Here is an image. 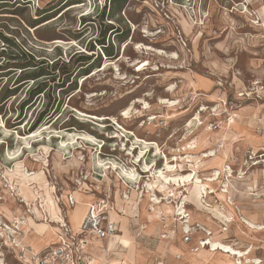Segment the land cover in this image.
I'll list each match as a JSON object with an SVG mask.
<instances>
[{
	"label": "rangeland",
	"instance_id": "1",
	"mask_svg": "<svg viewBox=\"0 0 264 264\" xmlns=\"http://www.w3.org/2000/svg\"><path fill=\"white\" fill-rule=\"evenodd\" d=\"M167 1L0 0V88L16 89L0 103L3 264H18L19 248L25 243L32 247L20 238L21 244L15 247L13 233L7 243L4 229H13L18 235L30 232L15 226L23 217L42 218L28 211L34 204L38 208L42 204L50 216H58L63 203L58 205L55 196L76 194V180L85 175L89 191L82 184L79 197L89 202L109 195L115 209L109 211V217L119 222L118 234L130 242L127 250L113 254L114 264L119 263L117 256L126 264H173V260L178 264H220L217 255L197 254L195 249H200L204 237L236 242L241 249L249 239L260 241L259 233L264 230L245 229L240 217H245L242 207L249 205L242 196L258 202L263 197L259 185L264 184L260 177L264 167L249 166L248 152L264 146V29L232 10L241 8L238 3L242 0ZM74 4L79 6L71 8ZM260 5V0L249 2L251 9ZM28 52L41 76L26 85L20 70L6 68V63L24 62L23 53ZM70 67L75 72L62 74ZM127 108L129 114L124 117ZM72 133L91 135L94 141L72 142ZM131 133L158 145L159 153L150 149L141 162L136 161L139 148L130 150L137 145ZM252 140L259 143L254 146ZM190 144L191 149H184ZM209 150L215 155L201 157ZM187 153L201 160L195 168L202 177L214 172L210 168L216 165L229 166L232 177L221 171L207 189L213 192L203 200L186 201L185 189L175 191V196L168 198L173 214L166 215L158 208L153 211L146 200V182L151 177L143 171V162L160 167L163 156L169 159ZM97 157L115 162L119 168H134L139 182L115 174L104 177L95 164ZM180 163L178 169L192 167L186 159ZM26 170L36 174L23 178L19 172ZM151 182L158 196L168 194L159 182ZM251 182L257 184L253 191L252 186L247 188ZM17 188L31 208L18 200ZM47 192L56 211H50L43 199ZM231 195L235 199L229 205ZM182 204L191 227L187 241L181 230L185 218L177 220ZM251 206L255 209L257 202ZM158 210L162 213H155L154 219L147 214ZM80 213L76 206L73 219L68 216L72 228ZM229 214L234 220L231 225L222 217ZM254 218L256 221L251 220L262 224L258 215ZM50 227L55 230L52 224ZM53 233L44 234L42 241L48 242ZM182 240L187 242L184 252L173 249L169 253L161 244L180 249ZM260 244H254L249 257L263 259L257 254Z\"/></svg>",
	"mask_w": 264,
	"mask_h": 264
},
{
	"label": "bare ground",
	"instance_id": "2",
	"mask_svg": "<svg viewBox=\"0 0 264 264\" xmlns=\"http://www.w3.org/2000/svg\"><path fill=\"white\" fill-rule=\"evenodd\" d=\"M78 6H79V4H74V5L71 6V8H75V7H78ZM244 12H245L244 14H246L245 17L249 18V15H248L249 13H248V9L247 8L245 9ZM263 13H264V11H263ZM187 28H189L191 30V25H189V27H187ZM187 28H186V30H187ZM183 30L186 31L184 27H183ZM150 35H151V33H150ZM137 47L139 48L140 46H137ZM147 49L153 50L157 54L158 53L159 54L164 53L163 51H161L162 49L161 50L160 49L157 50V48L156 49L147 48ZM128 114H129V108L124 109L123 112H122V115L124 117H127ZM131 134L134 137L135 143H137V145L131 146L130 150H135L136 148H139L138 154L136 155V161L141 162L142 159L144 158L146 152H148L150 149L154 150V154L155 155L157 153H159V146L158 145L152 146L151 142L137 137L134 133H131ZM34 135L35 134L33 133L32 135H30V137H33ZM69 139L72 142H78L79 139L87 141V143L94 141V138L91 135H88V134H85V133H72L71 137ZM62 143H63L62 146H66V144H67V143H65L63 141H62ZM191 147H192V145L190 144L188 148L184 147V149H191ZM128 153L131 154L132 152H128ZM214 155H215L214 151L213 150H209L208 152L202 153L201 157L205 158V157H210V156H214ZM185 159H186L187 162H189V166H192L191 169H186V171H184V169H178V165L181 164L180 162H182V160H185ZM200 162H201V160H198L197 156L191 155L189 153H187L186 156H184V157H182V156H178V157L174 156V157L169 158V159L166 156H163L162 166H160V167H155L154 166V164H155L154 162L150 165V164H148V163H146L144 161L143 162V171L146 172V173H149V177H151L152 180H156L157 182H159L160 185L168 193L166 195L165 194L166 192H165L164 195H166V196H164V197L158 196L155 193V190L153 188V185H152L153 182H151V179L149 178L147 180V182H146V188H147V191H146V193H147L146 197L147 198H146V200L149 203L151 202V204H150L151 205V209L154 211L155 208H158V209L162 210L166 215L173 214L174 210L171 207V205L168 204V202H169L168 198L172 197V196H175V194H176L175 191H179L180 189L183 188V189H185L187 191V194L184 196V199L189 198L191 200H197V199L203 200V198L207 197V194H210V193L213 192V190H207V189L209 188V184L210 183H213V182L217 181L218 175H219V173L221 171L227 172L228 173L227 177H232L233 171H232V169L229 166H226V165L213 166L210 169H213L214 172L212 171L213 173L211 172V173L208 174V176L202 177L201 174H199V170H197L195 168V167L198 166V164ZM95 164L97 166H99L100 169L102 168V171H104V174H103L104 177H107V174H115V176L117 178L121 179L120 176H122V177H125L126 179H128L129 182L133 181L136 184L139 182V177H140L139 176V172L137 170H135L134 168H133V170H129L127 168H123V167L121 168L120 167L121 168L120 169L115 162H109V161L104 162L99 157H97V159L95 160ZM18 171L19 170H17V172ZM239 173L241 175L239 177L242 178L244 173L241 172V171ZM19 174L23 178L30 179V178H32L31 175H35L36 172L28 173V171L26 170V171H24L22 173L19 172ZM104 177H103V179H104ZM102 181H101V183H102ZM104 182H106V181L104 180ZM104 182H103V184H104ZM123 184L126 185L127 183L123 182ZM228 185H229V183H228ZM79 190L80 189H77L76 190V194H75L76 195V204L74 206H72L71 208H69V210H68V216L70 215L72 217L71 213L76 209V206L81 208V213H80V216L78 218V221L76 222V224L73 223L76 227H77V224L79 222L80 217L84 214L85 206H86V201L84 202L81 199V196L79 197V195L81 194V193H79L80 192ZM221 191L222 192H226L227 190L226 189H222ZM16 196L19 197V199H18L19 201L24 202L25 204H28L30 206V204L28 203L27 199L24 196L20 195V188L16 189ZM144 196H145V194H144ZM43 199H44L45 203L48 205V208L50 209V211L51 210L56 211L55 204L53 203L52 198L50 197V195H48V192H47L46 198L43 197ZM163 200H165V202H163ZM186 201H187V199H186ZM194 204H195V202H194ZM228 204L229 205L233 204L231 198L228 200ZM40 206L43 208L42 204H40ZM30 208H31V206H30ZM230 208H231V206H230ZM31 209L33 210L32 213L39 214V211L37 210L39 208H38V206L36 204H34V206ZM160 210L155 211L153 214H151V213L150 214L147 213V214L149 215V217L154 219V218H156V214L155 213H157V212L160 213V214L162 213V211H160ZM233 212H235V210ZM177 215H181L177 220L185 218V220H183L181 222V230L182 231L190 230L191 227L189 225L188 214L186 213V210L184 209V205L183 204L181 206H179ZM51 217L52 218H58V216H54V215L51 216ZM222 217H226L225 219L228 220L230 225L232 223H234V220H233V217L231 216V214L226 215V216H222ZM240 218H241V221H242L245 229H249V231L250 230H255V231H258V232L264 230V224L263 223L262 224L257 223V222H255V221H253V220H251V219H249L247 217H240ZM22 219H23V222H19L18 223L19 225L22 224V226L17 225V226H15V228H17L19 230H20V228H22V230L28 229V230H30V232L28 231L27 233L24 232L23 234L18 235V233L15 230L6 228V229H4L5 233H7L6 242L9 243L12 240L10 237L13 235L14 236V242L16 243L15 244L16 246H19L21 244L20 240H22V242H26L27 241L28 243H30L34 250H38L37 249L38 248L37 247V242L42 241L44 234H46L47 236L49 234H51L54 231L53 227H50L49 222L47 220H43L42 218H37L36 219L34 217H30L29 219H26L25 217H23ZM72 219H73V217H72ZM11 233H13V234L11 235ZM242 234H244V232H242ZM19 238H20V240H19ZM240 239H242V238H240ZM162 240L164 241V239H162ZM198 241H200V240H198ZM95 243L98 246H100L101 249L104 252H108V251L116 252V250H123V249L128 248L129 244H130L128 239H126L125 237H123V236H121L119 234H114V235H112L111 237L107 238L104 241L98 240ZM161 244L164 246L163 249L167 248L168 251H170L172 249H175V247L172 244H169L168 246L165 245V242H161ZM160 248L162 249V247H160ZM252 248H253L252 246H248L245 249H240V248L235 246V243H231V242L227 243V242H224L223 240H221L219 238H216V237L210 235V236H207L206 238L204 237L200 249H195V250H197L200 253L207 252V253L212 254V255H217V258H218V261H219L220 264H241V263H245V264H260L262 262V260L260 258L249 257V254H250ZM169 253H171V251ZM1 255L2 254L0 252V256ZM119 255H121V254L119 253ZM123 256H124V254H123ZM128 256L130 257V256H132V254L131 255L129 254ZM170 258H171L170 260H172V257H170ZM173 259H176V258L173 257ZM176 262L174 263V260H173V264H177ZM181 263H183V262H181ZM0 264H3V261H0ZM179 264H180V262H179Z\"/></svg>",
	"mask_w": 264,
	"mask_h": 264
},
{
	"label": "built area",
	"instance_id": "3",
	"mask_svg": "<svg viewBox=\"0 0 264 264\" xmlns=\"http://www.w3.org/2000/svg\"><path fill=\"white\" fill-rule=\"evenodd\" d=\"M171 1L167 2L172 3ZM260 2L262 3L260 8L264 11V0H260ZM172 4H176V1ZM238 5L241 8L235 9L233 7L232 10L244 14L247 8L250 23L257 26L264 24L258 11L249 7L248 0L240 1ZM180 7L183 8V5L181 4ZM248 159L250 161V163L248 162L249 166L260 164L264 167V146L260 150L254 151L251 149L248 152ZM82 178L84 179L81 181ZM82 178L76 180V185H79L77 189H80L82 184L86 185L84 180L87 178V175ZM88 187L86 185L89 191ZM91 187L92 185L90 184ZM55 198L58 205L60 202L63 203L62 207L59 205L58 218H52L41 206L39 207V215L42 216V219L47 220L55 228L53 233L55 243L39 253L32 252L28 246H21L17 257L18 264H109L104 260H96L85 250L87 239L96 238L97 240L104 241L116 232V224L109 217V211L113 209L109 195L96 197L87 204L86 211L77 229H73L68 220V209L76 204L74 192L67 193L65 196L62 194L56 195ZM25 205L28 206V204ZM28 211L31 213L32 209H28ZM189 231H184L185 241L190 238ZM15 244L14 242V246L17 247Z\"/></svg>",
	"mask_w": 264,
	"mask_h": 264
},
{
	"label": "crops",
	"instance_id": "4",
	"mask_svg": "<svg viewBox=\"0 0 264 264\" xmlns=\"http://www.w3.org/2000/svg\"><path fill=\"white\" fill-rule=\"evenodd\" d=\"M249 2L251 1V0H248ZM253 1V0H252ZM255 1V0H254ZM257 2V1H256ZM257 11H258V13H259V15L261 16V18H262V20L264 21V14H263V10L260 8V6L258 7V9H257ZM259 27H261V28H263L264 29V24H262V25H260ZM263 139H264V137H263ZM257 143H259L258 142V140H252V144L255 146V144H257ZM258 149H260V148H258ZM260 170H264V168H261ZM260 177L262 178V179H264V174H263V176H261L260 175ZM254 181V180H253ZM264 183V182H263ZM249 184V185H248ZM247 188L248 187H251L252 188V190L251 191H253V190H255V188H257V184H255V182H251V183H247ZM80 191V193H81V189L79 190ZM248 191V190H247ZM259 192L260 193H262L261 194V196H263V197H261L260 198V200H259V202L258 201H255V199L253 198L252 199V197L251 196H242V198L244 199V201L246 202V203H248L249 205H244V207H242V213H243V215L245 216V217H247V218H250V219H253V220H255V218H254V215H258V217L259 218H261V222L262 223H264V184L261 186V185H259ZM75 195V194H74ZM247 195H251V194H247ZM75 197H76V195H75ZM241 197V196H240ZM231 198L233 199H231L232 200V202L234 201V197H233V195H231ZM81 199H82V196H81ZM54 200H55V198H54ZM82 200H84V199H82ZM92 200V199H91ZM90 200V201H91ZM85 201H87V200H85ZM89 201V202H90ZM56 202V201H55ZM88 202V201H87ZM88 202V203H89ZM255 202H257V206L255 207V209H253V207L251 206V204H253V203H255ZM88 203H86V206H85V211H86V207H87V204ZM234 203V202H233ZM237 208V207H236ZM114 209V208H113ZM69 210V209H68ZM115 210V209H114ZM238 210V212H240L239 211V209H237ZM85 211H84V213H85ZM117 211V210H116ZM83 216V215H82ZM82 216L80 217V219H79V222H78V224H77V227H75V225L74 224H72L73 225V229H77L78 228V226H79V223H80V221H81V219H82ZM111 219V218H110ZM68 220H69V218H68ZM115 224H116V232H115V234H118V232L120 231L119 230V222L117 221V220H115V219H111ZM256 221V220H255ZM70 222V221H69ZM71 224V223H70ZM119 230V231H118ZM262 233V234H261ZM261 234V235H260ZM259 235H260V241H253L252 239H249L248 241H246L245 243H246V247L245 248H247L248 246H250V245H252V247H253V249L255 248L254 247V244L256 243H262V244H260L261 246H259V248H258V252H257V254H258V256H262L263 257V259L262 258H260L261 260H262V262L260 263V264H264V231L263 232H260L259 233ZM263 235V236H262ZM263 237V238H262ZM236 240V239H235ZM96 241H98L96 238H89V239H87L86 240V244H85V250L89 253V254H91L96 260H101V261H107L109 264H114V261H113V254H117L118 253V251L119 250H116V252H111V251H108V252H104L102 249H101V247L100 246H98L95 242ZM181 242H183V244L180 246V249H177V247L176 246H174L173 244V246L175 247V249L176 250H180V252H184V247H185V245L184 244H187V242H185L184 240H182ZM55 243V237H54V234H52V237L49 239V241L48 242H43V241H40V242H37V249L38 250H33V248L31 247V246H29L28 244H24L25 246H28L29 248H30V250L32 251V252H34V253H39V252H42V251H44L46 248H48V247H50V246H52L53 244ZM231 243H235V246L236 247H238V248H240L241 249V247L240 246H238L237 245V243L236 242H231ZM166 245V244H165ZM252 249V250H253ZM173 250V249H172ZM251 250V251H252ZM101 251V252H100ZM197 254H201L200 252H197ZM252 254H255L254 252L252 253ZM104 256V257H103ZM253 256H255V255H253ZM118 257H120V258H118V260H119V263L118 264H126V261L125 260H123V259H121V256H118ZM257 258V257H256ZM178 264V263H177ZM245 264V263H244Z\"/></svg>",
	"mask_w": 264,
	"mask_h": 264
},
{
	"label": "trees",
	"instance_id": "5",
	"mask_svg": "<svg viewBox=\"0 0 264 264\" xmlns=\"http://www.w3.org/2000/svg\"><path fill=\"white\" fill-rule=\"evenodd\" d=\"M85 16H83L84 18ZM90 17V15L88 16ZM92 17V16H91ZM100 44H103L102 41L99 42ZM23 55L26 56V59L24 60V62H20L19 64H10L7 62L6 63V68H14L15 70L19 69V75H22V81L23 83H25L26 85H29V82L32 81V83H34L36 81V79L41 76L40 74V70L38 67V64L35 62V60L32 58V53L28 52V53H23ZM109 55V54H107ZM14 71V70H12ZM73 72H75V68L74 67H70L68 70H62V74H66V75H71ZM15 88H9L7 86H2L0 88V103L5 102L6 100H8L15 92ZM33 91H37V86L33 89Z\"/></svg>",
	"mask_w": 264,
	"mask_h": 264
}]
</instances>
